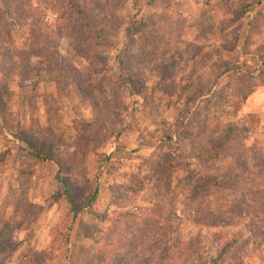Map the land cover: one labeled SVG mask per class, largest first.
<instances>
[{
  "label": "rangeland",
  "instance_id": "obj_1",
  "mask_svg": "<svg viewBox=\"0 0 264 264\" xmlns=\"http://www.w3.org/2000/svg\"><path fill=\"white\" fill-rule=\"evenodd\" d=\"M148 1H103L105 39L87 59L63 23L40 57L33 19L0 28V234L17 242L0 264L49 251L55 264H264V219L242 217V191L209 179L231 161L195 158L226 132L264 150V0ZM21 134L51 144L61 166L32 161ZM93 148L108 158L99 194L66 236V207L46 200L78 170L89 182L76 193L90 194Z\"/></svg>",
  "mask_w": 264,
  "mask_h": 264
},
{
  "label": "trees",
  "instance_id": "obj_2",
  "mask_svg": "<svg viewBox=\"0 0 264 264\" xmlns=\"http://www.w3.org/2000/svg\"><path fill=\"white\" fill-rule=\"evenodd\" d=\"M10 1L17 4V6H14L13 3H7L3 4V7H0V28L10 32L12 28L9 17L16 22L33 19L31 26L34 28L35 36L32 38L33 42H31V47L38 49V57L41 56L40 54H43L40 52L43 46L58 34V31L55 32L53 28L54 25L56 26V23H63V31L66 33V39L70 38L68 35L74 36V41L76 43L74 49L76 52L87 48L86 54H79L83 59H87L85 57L87 53H89L90 48L98 45L105 39L102 30L104 24L100 23L101 20L99 15L106 9L103 7V1L106 0H36L38 2V10L30 7V0ZM151 3H153V0H151V2L148 1L146 5L149 6ZM105 18H111V13H106ZM149 30L150 29L147 28L146 32ZM9 34L7 33V36ZM90 34H93L94 37ZM137 48L140 54L144 53V49L139 46ZM95 54L96 52H92V56L95 57ZM30 55L33 54L30 53ZM129 72L130 70L128 68H119V77L122 76L126 82L129 81L131 84L133 79H131L132 74ZM98 131L99 130L95 128L92 131L90 129L86 132V136L88 135L89 138L95 142ZM17 139L25 144L28 156L32 161L42 164L52 162L58 168L61 166L60 161L55 157L52 151L51 144L45 146V142H41L36 146V144L28 140L23 134L18 135ZM42 139L45 141L44 136L41 134L38 140L41 141ZM223 153H225V155H223ZM90 157L94 163L95 170V174L91 179L92 190L90 194L81 198L78 197L76 188L81 183V179L85 178V181L87 183L89 182L88 175L83 174L79 176L81 171L78 170V175L74 174L76 177L73 178L75 181L77 178L80 180L76 182V186L72 187L71 184L73 181H67L64 176L60 178L57 177L56 180H58L59 184L63 187L62 192L46 200L47 206L59 203L66 207V217L62 219V228L67 232V234L65 233L66 236H68V232L71 231L72 225L82 213L83 208H89L94 205L99 194L97 187L98 178L108 158L94 148L91 150ZM253 157H255V159L251 161ZM195 158L204 165L209 163L213 164L224 158L231 161V164H227V168L230 169L228 172L224 173V171L217 170L216 174L209 177L210 181L214 183L220 181L221 184L228 185L224 188L226 191H242L243 195L241 196L240 194L241 198H239V209L242 217L256 220L264 219V213L260 210H253V204L257 203L255 197L264 200V150L262 148L258 149L256 145L247 147L246 139L241 140L240 137L234 138L233 134L231 135L229 132H226L222 139L213 141L208 150L196 153ZM205 177L206 176L196 177V184L205 186L208 183L207 177ZM240 180H244V182L240 183ZM229 197L233 198V193L230 194ZM227 202L231 203V200ZM227 205L229 206V204ZM64 239H66V237ZM16 245V240L13 238H3L0 234V253H10ZM66 257L64 253V258ZM113 261H115V259H113ZM100 263H102V261ZM35 264H55V258L51 251H49V253L46 252L38 258V263ZM87 264L91 263L88 262Z\"/></svg>",
  "mask_w": 264,
  "mask_h": 264
}]
</instances>
